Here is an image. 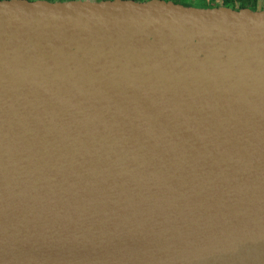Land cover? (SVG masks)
I'll list each match as a JSON object with an SVG mask.
<instances>
[{"label": "water", "instance_id": "water-1", "mask_svg": "<svg viewBox=\"0 0 264 264\" xmlns=\"http://www.w3.org/2000/svg\"><path fill=\"white\" fill-rule=\"evenodd\" d=\"M0 264H264V11L0 0Z\"/></svg>", "mask_w": 264, "mask_h": 264}, {"label": "trees", "instance_id": "trees-1", "mask_svg": "<svg viewBox=\"0 0 264 264\" xmlns=\"http://www.w3.org/2000/svg\"><path fill=\"white\" fill-rule=\"evenodd\" d=\"M45 1L55 3L50 0H45ZM71 1H75V0H71ZM103 1H108V0H103ZM135 1L147 2L146 0H135ZM180 1H183V0H177L174 3L181 4L186 7H192V5L180 3ZM67 2H70V0ZM200 3L202 4L201 8L203 9L227 7L235 11H240L243 9H249L255 12L261 11V10L264 11V0H200ZM207 5L208 7H205ZM262 6H263V9H261Z\"/></svg>", "mask_w": 264, "mask_h": 264}, {"label": "rangeland", "instance_id": "rangeland-1", "mask_svg": "<svg viewBox=\"0 0 264 264\" xmlns=\"http://www.w3.org/2000/svg\"><path fill=\"white\" fill-rule=\"evenodd\" d=\"M31 1H40V0H31ZM50 1H52V2H67V1H69V0H50ZM71 1V0H70ZM79 1H91V2H101V1H103V0H79ZM146 1H149V0H146ZM166 1H168V2H175V1H177V0H166ZM180 3H184V4H189V5H192V7H194V8H201V3H200V0H183V1H180ZM205 7H208V5L207 6H205ZM261 9H263V6H262V8ZM262 11V10H261Z\"/></svg>", "mask_w": 264, "mask_h": 264}]
</instances>
